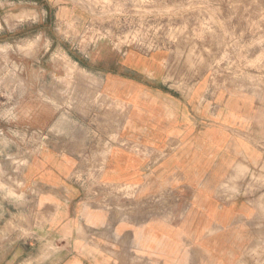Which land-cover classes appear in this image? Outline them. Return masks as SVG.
Returning a JSON list of instances; mask_svg holds the SVG:
<instances>
[{
    "label": "crops",
    "instance_id": "1",
    "mask_svg": "<svg viewBox=\"0 0 264 264\" xmlns=\"http://www.w3.org/2000/svg\"><path fill=\"white\" fill-rule=\"evenodd\" d=\"M24 1L0 0V18ZM166 57L101 46L76 61L97 84L82 88L108 107L82 108L75 129L57 122L58 111L47 114L41 128L56 138L22 175L34 195L35 238L59 249L49 264H259L251 253L264 230L262 209L236 169L261 158L264 94L212 93L205 81L174 89ZM78 171L107 195L136 189L145 207L123 213L110 198L102 205L87 196ZM4 212L0 203V220ZM33 250L18 242L0 252V264H19Z\"/></svg>",
    "mask_w": 264,
    "mask_h": 264
},
{
    "label": "rangeland",
    "instance_id": "2",
    "mask_svg": "<svg viewBox=\"0 0 264 264\" xmlns=\"http://www.w3.org/2000/svg\"><path fill=\"white\" fill-rule=\"evenodd\" d=\"M28 2L0 18V203L5 211L0 220V252L10 253L20 242L34 250L32 255H22L19 264H49L59 249L43 237L35 238L34 195L27 191L22 175L30 157L56 138L41 128L47 114L58 111L57 122L61 118L75 129L82 108L89 105L104 111L108 107L98 93L87 95L82 88V82L90 91L97 84L92 78L85 80L89 72L76 61L90 59L101 46L121 55L130 50L143 56L162 52L167 55L174 89L188 90L205 81L212 93L262 97L264 0ZM23 9L31 10L19 11ZM260 150L259 161L245 162L236 173L245 193L259 200L263 221L264 141ZM82 175L78 171L75 178L87 196L102 205L110 198L123 213L145 207L136 189L107 195L95 179ZM233 190L237 191L235 186ZM260 232V245L251 254L260 257L256 263L264 264L263 228Z\"/></svg>",
    "mask_w": 264,
    "mask_h": 264
}]
</instances>
